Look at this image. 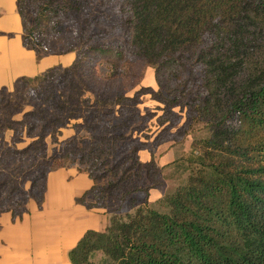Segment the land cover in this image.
Returning <instances> with one entry per match:
<instances>
[{
  "label": "trees",
  "instance_id": "obj_1",
  "mask_svg": "<svg viewBox=\"0 0 264 264\" xmlns=\"http://www.w3.org/2000/svg\"><path fill=\"white\" fill-rule=\"evenodd\" d=\"M108 1L103 0L105 6ZM118 1L122 10L117 6L114 12L124 13L125 46L155 70L159 86L157 93L142 90L135 97L151 94L169 109L186 108L191 119L204 118L211 125L212 136L202 143L203 156L192 161L194 174L187 184L166 197L168 214L147 205L132 214H112L104 232H86L70 251L71 264H95L97 254L102 264H264V0ZM60 3L64 0L50 1L30 27L26 2L18 0L25 45L37 53L52 16L60 18L58 24L65 19ZM122 49L89 47L87 62L107 59L114 73ZM77 51L74 46L55 53ZM77 63L78 58L71 67ZM58 70L20 78L15 90L29 93ZM186 74H199L201 81L191 103L181 102L187 85L179 91L165 84L180 83ZM45 114L50 115L25 117L41 120ZM87 171L93 186L76 203L94 209L87 200L99 199L102 190ZM47 174L39 197L31 192L25 206L29 200L43 206ZM5 212L21 219L26 210L19 215L7 208L0 215Z\"/></svg>",
  "mask_w": 264,
  "mask_h": 264
},
{
  "label": "rangeland",
  "instance_id": "obj_2",
  "mask_svg": "<svg viewBox=\"0 0 264 264\" xmlns=\"http://www.w3.org/2000/svg\"><path fill=\"white\" fill-rule=\"evenodd\" d=\"M23 1L27 25L33 27L36 13L53 0ZM60 5L65 19L58 24L60 18L52 16L38 49L55 53L76 46L78 63L59 67L29 93L15 88L0 92V211L10 208L21 215L31 192L39 197L44 174L64 166L86 173L90 168L102 194L87 203L109 218L144 205L168 214L164 201L193 176L192 161L203 156L211 125L204 118L191 119L186 108L169 109L151 94L135 97L142 90L157 93L159 86L155 70L125 46L124 13L114 12L117 6L116 11L122 10L118 0L106 6L103 0H64ZM99 45H123L114 73L107 59L88 64L89 47ZM165 84L179 91L187 85L181 100L186 103L196 100L201 87L199 74ZM27 113L50 115L37 120ZM102 261V254L94 257L95 264Z\"/></svg>",
  "mask_w": 264,
  "mask_h": 264
},
{
  "label": "crops",
  "instance_id": "obj_3",
  "mask_svg": "<svg viewBox=\"0 0 264 264\" xmlns=\"http://www.w3.org/2000/svg\"><path fill=\"white\" fill-rule=\"evenodd\" d=\"M76 58L26 46L18 0H0V91H13L20 78L71 67ZM92 186L88 173L74 167L48 172L41 208L29 200L21 219L0 215V264H71L69 253L84 234L109 226L108 214L76 203Z\"/></svg>",
  "mask_w": 264,
  "mask_h": 264
}]
</instances>
